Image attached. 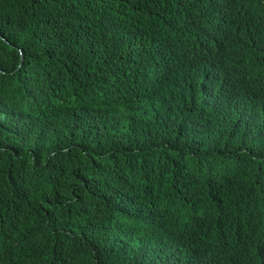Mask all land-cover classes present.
I'll return each instance as SVG.
<instances>
[{
  "label": "trees",
  "instance_id": "trees-1",
  "mask_svg": "<svg viewBox=\"0 0 264 264\" xmlns=\"http://www.w3.org/2000/svg\"><path fill=\"white\" fill-rule=\"evenodd\" d=\"M0 264H264V0H0Z\"/></svg>",
  "mask_w": 264,
  "mask_h": 264
}]
</instances>
